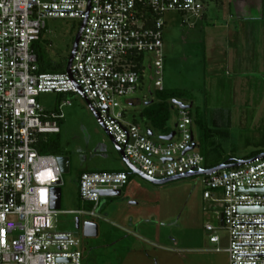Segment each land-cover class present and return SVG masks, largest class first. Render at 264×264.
Instances as JSON below:
<instances>
[{"label":"built area","instance_id":"obj_1","mask_svg":"<svg viewBox=\"0 0 264 264\" xmlns=\"http://www.w3.org/2000/svg\"><path fill=\"white\" fill-rule=\"evenodd\" d=\"M231 1L0 0V264H82L80 239L53 225L57 214L68 213L50 206L51 189L61 185L62 173L57 156L40 149L49 135L60 133L64 115L61 105L45 110L40 94L82 95L124 159L150 180L205 169L204 156L195 150L189 108L177 107L171 140L154 142L147 129L127 120L120 100L132 104L147 69L157 89H164V13L200 18L210 4ZM47 19L84 22L68 71L39 70L34 46ZM128 181L123 170L82 171L78 195L93 204L86 213L94 215L102 190H121ZM203 183L204 199L220 208L229 264H264V213L240 212L264 207V194L240 192L264 188V158L204 175ZM205 230L210 243L219 244L217 228L207 224Z\"/></svg>","mask_w":264,"mask_h":264},{"label":"rangeland","instance_id":"obj_2","mask_svg":"<svg viewBox=\"0 0 264 264\" xmlns=\"http://www.w3.org/2000/svg\"><path fill=\"white\" fill-rule=\"evenodd\" d=\"M215 6L210 4L206 19L177 12L163 14V88L182 93L168 100L172 105L173 100L186 106L192 104L189 111L194 121L196 151L205 153V144L213 142L219 148L221 160L242 159L264 150V75L254 73L248 84L250 91L239 93L247 99L221 100L223 93L217 89V81L233 77L221 73L217 59L219 47L227 46L229 40L225 35L227 28L246 11L262 12L264 0H245L238 6L226 2L219 8ZM79 27L78 20L47 19L41 38L35 43L44 62L55 66L59 73L66 70ZM154 82L147 69L131 97L135 101L131 104L127 98L120 100L127 120H135L144 131L148 123L139 114L147 100L158 98L159 90ZM38 100L47 111H58L62 106L64 118L59 122L60 133L49 135L40 153L51 154L47 148L56 142L70 158L69 171L62 174L60 185V210L68 213L57 214L53 225L57 231L72 233L80 239L84 249L83 264H229L225 251L227 233L219 228L220 208L203 197L204 176L152 184L130 171L82 95L43 93ZM65 101L70 104L63 105ZM197 118L202 119L206 129L204 143L194 120ZM177 121L174 106L167 123L171 131ZM159 136L161 134L155 130L151 139L161 142ZM119 168L130 172V190L128 193L121 190L119 196H102L94 215L89 216L86 212L93 210V204L79 198V172ZM78 210L84 213H69ZM75 218L79 219L78 230ZM86 221L97 225L95 237L83 236L82 225ZM207 224L217 228L219 244L210 243L205 230Z\"/></svg>","mask_w":264,"mask_h":264},{"label":"crops","instance_id":"obj_3","mask_svg":"<svg viewBox=\"0 0 264 264\" xmlns=\"http://www.w3.org/2000/svg\"><path fill=\"white\" fill-rule=\"evenodd\" d=\"M244 1L232 0L227 4L234 3L238 6ZM223 4H216L215 7L219 8ZM207 12L208 10L200 18H208ZM258 13L246 11V14H241L236 18L235 24L227 28L225 32V35L229 37L227 46L221 47L219 45V57L217 59L219 65L217 66L222 74L229 73L233 77L231 80L217 81V85H219L217 89L223 93L220 97L221 100L247 99L246 96L239 95L247 94L250 91L248 84L253 78V74L259 72L264 75V9ZM117 170L120 171L121 168ZM131 185L133 184L131 183ZM130 188L127 183L121 190L125 189L128 193Z\"/></svg>","mask_w":264,"mask_h":264},{"label":"water","instance_id":"obj_4","mask_svg":"<svg viewBox=\"0 0 264 264\" xmlns=\"http://www.w3.org/2000/svg\"><path fill=\"white\" fill-rule=\"evenodd\" d=\"M84 22L80 25L78 32L76 34V36L74 37L73 40V44H72V49L70 52V55L67 59V63H66V71L69 70V67L71 65L72 62V58L76 49V45L80 36V33L82 31ZM173 107L176 106L178 108L181 109H186V108H190L192 106V104L186 106L184 105L182 102H178L177 100H173ZM90 107V106H89ZM90 109L93 111L94 116L97 118V120L100 122L99 116L97 114L96 111H94L91 107ZM176 126V124H175ZM147 134L148 135H152L153 132L151 130H147ZM175 131L172 130L168 135L165 136H159V139L162 141H169L172 139V137L174 136ZM116 149L119 151V153L121 154V156L123 157V150L122 148H120L117 144H115ZM196 147V144L193 143L191 145V147L188 149L192 150L193 148ZM264 158V152L248 157V158H242V159H235L234 161H225L213 168H207V169H199L196 171H190L187 172L185 175L183 176H177V177H171V178H166V179H162V180H150L148 178H146L140 171H138L134 166H132L127 160L124 159V161L127 163V165L129 166V169L132 173L140 176L141 178L151 182L152 184H156V185H160V184H165L167 182H171L174 180H178L181 178H187V177H192V176H204V175H210L213 172H217L219 170H223V169H231V168H236L239 166H242L244 164H247L255 159H262ZM57 162L60 168L61 173H67L69 171V167H70V158L66 155H57ZM240 192H244V193H253V194H264V188H259V189H247V190H241ZM121 194V190H110V189H106V190H102L101 191V196H119ZM61 199H62V193H61V187L55 186L51 189V196H50V206L51 208L55 209V210H60L61 208ZM240 212L241 213H248V214H257V213H264V207H260V208H256V207H242L240 208ZM222 217L220 219V225H222ZM75 228L78 230L80 228V224H79V219L75 218ZM82 233L83 236L85 237H95L98 234V230H97V225L92 222V221H86L84 222V224L82 225Z\"/></svg>","mask_w":264,"mask_h":264},{"label":"trees","instance_id":"obj_5","mask_svg":"<svg viewBox=\"0 0 264 264\" xmlns=\"http://www.w3.org/2000/svg\"><path fill=\"white\" fill-rule=\"evenodd\" d=\"M35 48V52L37 54L38 57V64H39V70L41 72H51V73H56L57 72V68L53 65H51L50 63L47 64L44 62L43 57L37 52V48L36 45L34 46ZM182 93L174 90V89H163V90H159L158 93V98L157 100H153V99H149L147 100L144 104V108L143 110L140 112L139 116L140 118L148 123V127L147 130H151L153 131H158L161 136H165L168 135L171 132V128L168 126V120L170 118V110L171 108H173V105L168 101L169 99H173L176 96H181ZM195 122L199 125L200 130L202 132L201 134V142L204 141L205 139V127L203 124L202 119H194ZM135 123H138L134 120ZM210 135L212 134L211 132L209 133ZM204 143V142H203ZM44 146V145H43ZM41 147V151L44 150V147ZM206 147V152L201 154L204 156L205 158V163H204V167L205 169L207 168H213L225 161H234L235 159H229V160H221V158H219V148L217 146H215V144L213 142H209L207 144H205ZM47 150L51 153V154H56V155H65L64 152H62L59 147L58 144L55 142L53 144H51ZM264 152L263 151H258L253 153L252 155L248 156H254L257 154H260ZM245 157V158H248ZM118 171V170H115ZM121 171V170H120ZM125 171V170H123ZM128 174H130L129 171H125Z\"/></svg>","mask_w":264,"mask_h":264},{"label":"flooded vegetation","instance_id":"obj_6","mask_svg":"<svg viewBox=\"0 0 264 264\" xmlns=\"http://www.w3.org/2000/svg\"><path fill=\"white\" fill-rule=\"evenodd\" d=\"M83 256H84V251H83ZM83 256H82V257H83ZM82 259H83V258H82Z\"/></svg>","mask_w":264,"mask_h":264}]
</instances>
